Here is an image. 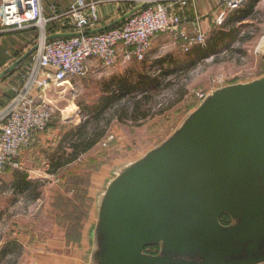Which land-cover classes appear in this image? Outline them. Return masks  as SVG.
<instances>
[{
    "label": "rangeland",
    "instance_id": "1",
    "mask_svg": "<svg viewBox=\"0 0 264 264\" xmlns=\"http://www.w3.org/2000/svg\"><path fill=\"white\" fill-rule=\"evenodd\" d=\"M253 13L246 28L240 30L235 23L240 31L225 37L224 42L219 40L216 52L210 51L206 56L200 50L210 46L216 32L211 35L204 32L205 45L192 46L187 51L181 48L183 42L179 39L163 34L152 41L142 61L119 62L111 68L98 63L87 77L73 79L71 84L56 90L48 89L46 96L52 108L48 129L36 143L23 150L19 168L5 171L7 184H0V188L4 184L3 189L10 190L7 195H0V264H17L25 249L21 243L26 242L27 236H35L34 223L41 227L43 222L45 226L50 222V213L44 205L55 209L74 207L73 210H82L89 202L97 205L105 174L115 169L118 172L117 168L132 163L135 167L148 163L150 154L179 135L199 105L213 93L262 78L264 0L256 4ZM224 23L225 19L216 25ZM36 44L33 39L25 51L24 45L19 47L20 55ZM15 75L7 77L10 78L7 82L18 81ZM2 91L0 88V94ZM142 94L149 100L140 106L138 115L147 108L146 117L135 120L124 117L118 121L115 114L127 105L130 108L131 101ZM199 94L205 96L200 99ZM1 96L9 99L11 94L6 90ZM7 102L3 99L1 104ZM96 131L104 132L105 136L93 148L55 169L58 161L72 158L71 145L78 142L80 132L92 136ZM22 175L32 183L25 190L16 188ZM89 190L93 195L98 192L95 198L92 195L89 198ZM228 220L232 219L225 217L222 221ZM98 236L95 231L96 253Z\"/></svg>",
    "mask_w": 264,
    "mask_h": 264
},
{
    "label": "water",
    "instance_id": "2",
    "mask_svg": "<svg viewBox=\"0 0 264 264\" xmlns=\"http://www.w3.org/2000/svg\"><path fill=\"white\" fill-rule=\"evenodd\" d=\"M134 165L120 169L100 198L96 255L106 264H244L235 256L264 237V77L213 93L179 135ZM223 214L235 223L223 228ZM159 241L174 257L201 261L141 255L143 245Z\"/></svg>",
    "mask_w": 264,
    "mask_h": 264
},
{
    "label": "built area",
    "instance_id": "3",
    "mask_svg": "<svg viewBox=\"0 0 264 264\" xmlns=\"http://www.w3.org/2000/svg\"><path fill=\"white\" fill-rule=\"evenodd\" d=\"M102 0H73L66 9L50 5L51 15L43 14L41 0H0V26L3 28L35 27L36 49L26 70L19 78L11 99L0 108V176L8 168H19L22 151L36 143L52 119L46 96L48 89L71 84L87 77L96 64L111 68L133 60L145 59L152 41L163 34L179 39L184 51L204 46L205 33L190 23L191 0H140L145 8L134 10L119 25L100 32L91 31L100 22L98 8ZM248 0H219L223 10L217 18L221 24ZM52 24L63 30L48 32ZM57 32L78 35L47 36ZM200 99L205 95L199 94Z\"/></svg>",
    "mask_w": 264,
    "mask_h": 264
},
{
    "label": "crops",
    "instance_id": "4",
    "mask_svg": "<svg viewBox=\"0 0 264 264\" xmlns=\"http://www.w3.org/2000/svg\"><path fill=\"white\" fill-rule=\"evenodd\" d=\"M72 1L73 0H41L43 14L46 16L51 15L50 5H55L58 10H64ZM261 1L262 0L259 2ZM145 6L146 5L140 0H102L98 5L101 20L94 28L97 29L111 25L121 18L124 20L131 12L145 8ZM222 10L223 5L219 0H191L188 3L187 14L190 23L187 25V29L192 30L195 27H199L203 32L209 33L210 35L216 32V35L227 37V35L230 33L232 34L238 26V29L246 28L249 24L248 20L252 18L238 22V26L232 22L227 23L228 21L218 26L216 25L217 18ZM123 20L117 22L115 25H119ZM34 28L35 27H26L18 29L3 28L0 26V72L25 55L26 52L20 55L21 51H18V49L24 45L25 51L28 47L27 45L37 37L38 31L36 29L34 30ZM238 29L237 32L241 30ZM223 30H226V32L222 33L221 31ZM12 54L16 55L13 56ZM18 55L20 56L18 57ZM14 57L18 58L16 59ZM26 59L16 65L15 68L12 69L14 70L13 72L10 71L0 78V88L1 91L3 90L2 94L6 90H8L11 95L14 94L16 86L19 85V78L28 66V62L25 63ZM14 74H16L15 77H17L18 81L15 79L13 82H7V80L10 79L7 77ZM254 79L258 78H253L252 80ZM2 94H0V103L3 99L7 98L4 96L3 99H1ZM22 153L20 159H22ZM117 169V171H119L121 168ZM115 170H112L102 177V192H95L93 195L89 190V198H91V195L95 198L97 193L99 194L98 197L102 198L108 183L118 174ZM6 175L7 173L5 172V174L1 176L2 179L0 178V184H7ZM3 187L4 184L0 188V195H7L10 190H4ZM100 198L97 205H91L89 202L82 210H73L74 207L69 208L68 206L55 209L54 206L44 205V208L47 207V212L50 213V222L46 226L43 222V226L41 227H39L37 223H34L35 236L34 238L27 236L26 242L21 243L22 246H25V249L18 258L19 262L17 261V264H106L104 258L101 257L100 254L96 255L95 231L99 217ZM225 217L231 218L227 214H223L220 217L219 222L223 228L229 227L235 223L232 218V220H228L227 223H223L222 220L225 219ZM26 229L28 230V228ZM141 255L158 257L163 260L173 259V261H184L194 259L201 261V257L195 254L190 257L187 255L174 257L171 253H167L163 250L162 241L143 245ZM235 259H241L240 261H244V264H264V237L253 250H251L248 245H244L241 252L235 256Z\"/></svg>",
    "mask_w": 264,
    "mask_h": 264
},
{
    "label": "trees",
    "instance_id": "5",
    "mask_svg": "<svg viewBox=\"0 0 264 264\" xmlns=\"http://www.w3.org/2000/svg\"><path fill=\"white\" fill-rule=\"evenodd\" d=\"M259 1L260 0H248L247 1L248 3L247 2L245 3L247 5L246 6L243 5L244 7H240L238 10L232 12L228 16L226 22L228 21L227 23H230V22H232V23L237 22L238 23L242 20L251 18L252 15L254 14L253 13L254 8L256 7V4ZM35 29L36 28H34V30ZM60 29L61 28L59 26L52 24L48 27V32H55V31H58ZM61 30H63V29H61ZM235 31H237V29ZM230 35H232V34L230 33L229 35H227V37H230ZM225 37L224 36L219 37V35H217L216 37L212 38V43L210 44V46L206 50H202V49L200 50V47L197 50H200V52H204L203 56H206L207 54H209L210 51L212 53H214V52H216L217 46L219 44V40H222V38L224 39ZM224 41H225V39L223 40V42ZM224 45H227V44H224ZM29 60H30V56L25 60L26 61L25 63L29 62ZM13 71L14 70H12V72ZM11 96H9V97L11 98ZM7 99L8 98H5V102L9 100V99L8 100ZM148 100H149V98L146 95L142 94L139 98H136L133 101H131V103H130L131 107L130 108H129V105H127L126 107H123V109L120 110L119 113L115 114L118 117V121H122L124 117H130L132 120L145 118L146 117L145 112L147 111V108H145L144 112L141 115H138V111H139L141 105H146L148 103ZM4 104L0 103V108ZM111 105L112 104H110V106ZM96 119H98V118H96ZM104 136H105V133L102 131L101 132L96 131V133H94L92 136H88L85 133L80 132L78 142H74L71 145L72 153L70 155L72 156V158L70 160L65 161V162L58 161V164L55 166V169L58 170L64 166L70 164V162L76 160L80 155L88 152ZM53 166H54V164H53ZM31 185H32V183L25 180L24 175H22L21 180L16 184V188H18V189L20 188L21 190H25V189H28Z\"/></svg>",
    "mask_w": 264,
    "mask_h": 264
}]
</instances>
